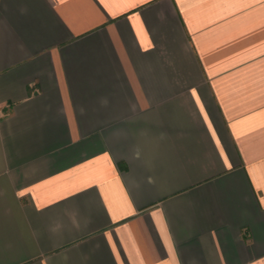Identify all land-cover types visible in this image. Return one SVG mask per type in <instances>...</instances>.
Masks as SVG:
<instances>
[{
    "label": "crops",
    "instance_id": "1",
    "mask_svg": "<svg viewBox=\"0 0 264 264\" xmlns=\"http://www.w3.org/2000/svg\"><path fill=\"white\" fill-rule=\"evenodd\" d=\"M0 264H264V0H0Z\"/></svg>",
    "mask_w": 264,
    "mask_h": 264
}]
</instances>
